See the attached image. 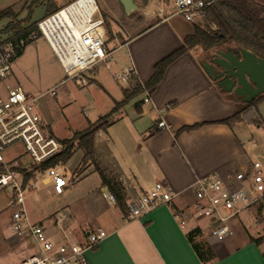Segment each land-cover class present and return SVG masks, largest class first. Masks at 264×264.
Instances as JSON below:
<instances>
[{
  "label": "crops",
  "instance_id": "obj_1",
  "mask_svg": "<svg viewBox=\"0 0 264 264\" xmlns=\"http://www.w3.org/2000/svg\"><path fill=\"white\" fill-rule=\"evenodd\" d=\"M173 14L165 15L164 11L165 19L156 17L146 24L143 19L136 21L125 45L114 50L121 51L124 61L114 74L129 65L133 67L134 80L127 82L115 97L103 88L112 102L121 101L124 90L135 81L145 84L153 74L154 65L179 48L183 37L192 33L193 30L173 20ZM197 48L188 49L168 64L151 93L143 91L140 101L127 102L112 113L120 115L119 118L126 116L132 129L119 120L122 128L111 131L113 125L109 124L105 131L99 130L94 135V160L109 180V184L103 185L99 177L100 188L106 187L113 193L115 190L118 200L115 204L108 202L114 208L100 221L82 220L81 215H75L77 220L74 213H67L72 226H98L107 234L88 252V264H264V239L249 233L246 210L244 216L240 213L231 221L234 233L223 240L211 237L208 227L203 229L198 225L193 213L191 184L195 177L211 172L227 177L233 171L248 169L254 162L248 154L254 143L248 144L246 128L242 126L250 123L220 122L234 112L236 103L205 72L201 63L207 57L200 60ZM93 72L97 69L90 71L88 77L96 82ZM146 95L149 100L144 102ZM263 101L264 97L259 105ZM136 102H139L138 110ZM144 115L149 117V123L137 126ZM159 120L164 121L163 127L156 126ZM201 122L204 124L198 128L179 131L183 126ZM100 133L105 138L98 146L96 137ZM157 181L168 183L178 195L139 218L126 220L128 205ZM63 189L54 190L62 193ZM89 207L96 209L97 205L92 200ZM255 207L264 209V201L247 210L253 212ZM195 227L201 230L196 240L206 242L213 251V258L206 263L199 260L186 237Z\"/></svg>",
  "mask_w": 264,
  "mask_h": 264
},
{
  "label": "built area",
  "instance_id": "obj_2",
  "mask_svg": "<svg viewBox=\"0 0 264 264\" xmlns=\"http://www.w3.org/2000/svg\"><path fill=\"white\" fill-rule=\"evenodd\" d=\"M80 1L72 0L43 17L37 22V28L61 65L65 80L87 86L91 81L85 74L99 62L109 60L111 51L106 48L108 33L95 0ZM212 1L174 0V14L189 22L202 20L204 7ZM163 2L157 0L150 4L148 1L141 7L143 15L165 19ZM123 35L121 39L113 33L117 48L124 46L129 37ZM14 56V47L0 33V190L8 191L10 231L15 238L28 241L34 248L23 264H88V252L107 235L104 229L72 226L65 212H58L47 221L32 222L24 206V199L34 191L44 187L61 190L72 182L58 165L43 172L33 169L63 147L37 113L36 97L27 94L19 85L2 84L11 73ZM131 78L133 67L129 65L114 74V79L122 83ZM148 100L146 95L143 101ZM164 125L163 120L156 124L159 128ZM15 142H21L32 158L27 167L19 159L11 163L2 158V151ZM191 190L195 218L206 219L209 235L223 240L233 235L231 221L236 216L264 201V166L257 160L248 169L233 171L227 177L217 172L195 177ZM177 195L168 183L157 181L132 200L125 219L139 218L159 205L168 204ZM102 197L111 204L116 202L111 193L102 191ZM180 224L184 225V221Z\"/></svg>",
  "mask_w": 264,
  "mask_h": 264
},
{
  "label": "rangeland",
  "instance_id": "obj_3",
  "mask_svg": "<svg viewBox=\"0 0 264 264\" xmlns=\"http://www.w3.org/2000/svg\"><path fill=\"white\" fill-rule=\"evenodd\" d=\"M69 1L72 0H50L49 5L44 3L35 7L30 22L42 19L46 14L47 6H63ZM156 1L149 0L150 4H155ZM95 2L104 17L108 33L109 39L106 47L113 51L109 60L99 62L95 66L97 72L92 74L96 82L92 81L90 85L81 86L72 80H65V73L61 65L44 38L37 33L34 34L36 37H29V42L23 46L21 54L12 65L10 75L2 82V84L11 86L20 85L32 97H36L35 109L37 113L42 121L49 126L54 137L59 140L72 138L74 132L83 130L89 122L96 121L99 116H103L111 110L114 102L105 90L110 91V94L115 97L122 88L127 86V83L114 79V72L122 66L124 61L121 51H114L118 44L113 39V33L115 32L119 38L123 39V33L127 36L132 34V26L136 24V21L143 19L146 24L157 19L143 15L141 7H144V4L141 0H134L138 8L128 15L124 14L118 0H95ZM7 6H12L14 11L19 12V19L26 17L27 9L22 5V0H0V10ZM163 7L165 15L173 14L175 11L174 0H164ZM150 8L152 9V6ZM173 15V20L181 22L190 31L193 30L194 24L204 26L203 19H195L193 22H189L179 15ZM6 21L7 18L0 20V28ZM2 36L5 37L4 34ZM195 50H197L200 60L205 57L204 52L199 47ZM210 54L207 58L210 57ZM89 74L88 72L85 76L88 77ZM231 96L233 95L231 94ZM142 97L143 94L140 93L128 102L133 104L135 101H140ZM127 108H125L126 111ZM257 116L261 125L250 123L242 126L246 128L248 144L254 143L251 147L252 150H248L251 162L259 160L264 164V101L258 106ZM119 117L118 114H111L105 119H100L98 124L105 121L109 122L113 125L112 131L119 129L121 122L118 121L123 120L124 125L132 129L126 116ZM148 123L149 117L144 115L137 126H146ZM104 138L102 133L96 137L98 146L102 144L101 140ZM1 155L5 162L12 163L14 159H19L24 167L32 163V158L21 142L13 143L2 151ZM81 161L82 151L76 148L63 164L58 165L62 167L66 177L72 183L74 181L73 185L64 188L62 193H57L53 187H44L34 191L24 199V206L32 222L41 219L47 221L58 212L68 213L70 211L74 213L72 214L74 218H76L75 215H81L82 220L96 219L100 221L111 208H114L113 205L106 203L102 197V191L107 194L110 192L106 187L100 188L99 176L96 172H92L94 165L90 163L86 167ZM80 170L81 173H78ZM92 200L97 205L96 209L89 207ZM263 210V208L258 209L257 207L251 210L253 212L246 210L249 233L259 240L264 239ZM10 211L11 204L8 200V191L7 189L0 190V264H23L26 256L32 253L34 248L28 241L17 239L12 235L9 228ZM240 215L244 216L243 212ZM76 219L78 220V218ZM196 221L203 229L207 228L206 219L198 218ZM192 224L193 221L187 228ZM49 232L47 231L48 234Z\"/></svg>",
  "mask_w": 264,
  "mask_h": 264
},
{
  "label": "trees",
  "instance_id": "obj_4",
  "mask_svg": "<svg viewBox=\"0 0 264 264\" xmlns=\"http://www.w3.org/2000/svg\"><path fill=\"white\" fill-rule=\"evenodd\" d=\"M49 1L22 0V5L27 9V15L21 19L18 18L19 12L14 11L12 6H7L0 10V20L7 18V21L0 28V33L4 34V40L10 42L14 47V59L21 54L23 46L29 42V36L35 33L39 34L37 28L38 21L30 22L34 8L44 3L49 5ZM60 8L55 5L47 6L44 17L56 12ZM203 21L204 26L194 24L192 33L183 37L182 45L154 65L153 74L145 84L141 85L138 81H135L129 89L124 90L123 99L119 102H114L113 107L107 114L99 116L92 123L89 122L83 130L74 132L72 138L57 139L63 148L37 166H34L33 169L43 172L48 167L63 164L77 148L82 151L81 163L86 167L90 163L93 164L95 171L101 179V183L103 185L105 183L109 184V180L94 160V135L99 130L105 131L109 126V122L105 121L98 124V121L107 118L119 107L143 91L151 93L162 79L163 72L168 64L188 49L196 46L204 52L205 57L216 49L231 51L245 49L252 52L255 56L264 59V0H213L203 9ZM20 41H23L22 45H20ZM130 80L133 81L134 78ZM263 97L264 94H259L253 100L244 102L232 96L236 103V109L229 117L220 120V122L230 124L234 121H247L252 124L261 125L256 111ZM138 105L139 102H136L135 107L137 110L139 109ZM202 124L204 122L183 126L179 131H189L200 127ZM78 173H81V170ZM27 175H29V172H27ZM113 184L116 185L117 183L114 182ZM109 188L111 190L114 189L113 186ZM110 193L114 195L115 200H118L115 190L114 193ZM200 234V228L195 227L187 232L186 237L199 260L206 263L213 258V251L206 242L196 240Z\"/></svg>",
  "mask_w": 264,
  "mask_h": 264
},
{
  "label": "water",
  "instance_id": "obj_5",
  "mask_svg": "<svg viewBox=\"0 0 264 264\" xmlns=\"http://www.w3.org/2000/svg\"><path fill=\"white\" fill-rule=\"evenodd\" d=\"M145 5L149 0H141ZM124 14L137 10L134 0H118ZM210 79L222 91L249 102L264 94V59L241 49H216L201 63Z\"/></svg>",
  "mask_w": 264,
  "mask_h": 264
},
{
  "label": "bare ground",
  "instance_id": "obj_6",
  "mask_svg": "<svg viewBox=\"0 0 264 264\" xmlns=\"http://www.w3.org/2000/svg\"><path fill=\"white\" fill-rule=\"evenodd\" d=\"M80 2H82V0ZM43 25H44V23L41 24L42 27H43Z\"/></svg>",
  "mask_w": 264,
  "mask_h": 264
}]
</instances>
